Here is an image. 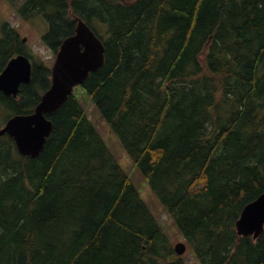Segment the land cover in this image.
I'll use <instances>...</instances> for the list:
<instances>
[{"label":"trees","instance_id":"16d2710c","mask_svg":"<svg viewBox=\"0 0 264 264\" xmlns=\"http://www.w3.org/2000/svg\"><path fill=\"white\" fill-rule=\"evenodd\" d=\"M56 52L78 18L101 38L104 65L79 88L145 176L200 264H264V230L237 235L264 190V0H24ZM24 50L1 25L0 72ZM30 57V56H29ZM34 62L9 117L50 85ZM36 157L0 137V264H186L75 93L47 115Z\"/></svg>","mask_w":264,"mask_h":264},{"label":"water","instance_id":"95a60500","mask_svg":"<svg viewBox=\"0 0 264 264\" xmlns=\"http://www.w3.org/2000/svg\"><path fill=\"white\" fill-rule=\"evenodd\" d=\"M25 40V38H23ZM104 65L102 40L78 18L73 34L66 36L51 66L50 86L42 93L32 112L16 113L0 127V136L12 137L19 154L36 157L43 150L53 129L47 115L67 100L74 87L82 84L91 72ZM32 65L24 54L10 58L0 72V92L15 97L21 84L31 80ZM238 236L256 239L264 229V190L242 207L235 221ZM178 254L185 250L184 243H176Z\"/></svg>","mask_w":264,"mask_h":264},{"label":"rangeland","instance_id":"374dc122","mask_svg":"<svg viewBox=\"0 0 264 264\" xmlns=\"http://www.w3.org/2000/svg\"><path fill=\"white\" fill-rule=\"evenodd\" d=\"M23 2L24 0H0V32L1 25L4 22H8L18 31L20 38H26L25 40H22V43L24 44V50L29 53L31 58L36 62H43L51 67L55 58L54 52L45 47L41 39L42 34L45 33L48 28L47 22L40 15H35L28 19L22 18V16L17 13V8ZM73 93L76 94L81 105L85 108L90 122H92L99 131L101 137L121 165L124 172L127 174L132 184L138 189L142 199L146 202L157 221L168 234L172 244L185 242L184 236L180 232L176 222L174 223L173 220L169 218L166 210L161 206L154 189L127 154L118 136L110 131L108 125L103 120L96 103L79 87L75 88ZM6 118L7 113L3 111V108L0 106V125L4 123ZM182 256L186 264H200L192 252V247L190 248L189 245H187Z\"/></svg>","mask_w":264,"mask_h":264}]
</instances>
